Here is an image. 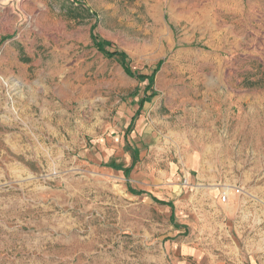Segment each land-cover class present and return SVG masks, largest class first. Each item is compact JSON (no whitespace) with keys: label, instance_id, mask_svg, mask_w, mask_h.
<instances>
[{"label":"rangeland","instance_id":"rangeland-1","mask_svg":"<svg viewBox=\"0 0 264 264\" xmlns=\"http://www.w3.org/2000/svg\"><path fill=\"white\" fill-rule=\"evenodd\" d=\"M0 264H264V0H0Z\"/></svg>","mask_w":264,"mask_h":264},{"label":"trees","instance_id":"trees-1","mask_svg":"<svg viewBox=\"0 0 264 264\" xmlns=\"http://www.w3.org/2000/svg\"><path fill=\"white\" fill-rule=\"evenodd\" d=\"M93 30H94V28L91 27V29H90V32H91V34H90V40H91L92 45L94 46V48H95L100 54H102V55H103L105 58H107V59H110V58H113V57L117 58V61H118L119 65H120V67L122 68V70L124 71V73H125L127 76H129V77H131V78H136V79H139V80H144V79L147 80V83H148V84H147V87L145 88L144 97H143L142 99H140V101H139V109H138V110L140 111V110L143 108L144 104L147 103L148 100H151L152 98H154V97L157 95V94L155 93V91H153L154 78H155V75L157 74V72L160 70V67H161V65H162L163 62H162V61H159V62L156 64V66H155L154 69L152 70V73H151L149 76H147V77L136 76V75L132 74L131 71H130L129 68H128V65H127V63H126V59H127L126 55H125L124 53H122V52H119V51H115L114 55L110 54L109 51H107V49H106V47H109L110 44L107 43V42H104V41L99 40V39L93 34ZM2 42H4V40H2L1 43H2ZM149 92H150V94L147 95V93H149ZM139 111H137V113H138ZM133 155H134V157L136 158V155H137V154H136L135 151L133 152ZM133 165H134V164H133ZM133 165H132L130 168H126V169H124V168L122 167V165L116 164L115 162H110L107 166H108L110 169L114 170V171H121V172H123L124 175H125V177H127L128 174H129V172H130V170H131V168L133 167ZM129 191H130V193L133 194V195H138V196H140V195H145V196L151 197V199H152L155 203H157V204H159V205L167 206V207H170V208L173 207V205H172L171 202L159 201V200L155 199L154 197L150 196V195L147 194V193L140 192V191H139V192H138V191H134V190L130 189V187H129Z\"/></svg>","mask_w":264,"mask_h":264},{"label":"crops","instance_id":"crops-1","mask_svg":"<svg viewBox=\"0 0 264 264\" xmlns=\"http://www.w3.org/2000/svg\"><path fill=\"white\" fill-rule=\"evenodd\" d=\"M79 1H80L81 3H82V2L84 3L85 0H79Z\"/></svg>","mask_w":264,"mask_h":264},{"label":"built area","instance_id":"built-area-1","mask_svg":"<svg viewBox=\"0 0 264 264\" xmlns=\"http://www.w3.org/2000/svg\"><path fill=\"white\" fill-rule=\"evenodd\" d=\"M225 200V197H223V201Z\"/></svg>","mask_w":264,"mask_h":264}]
</instances>
